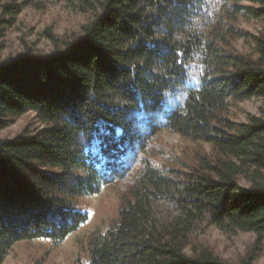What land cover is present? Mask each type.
<instances>
[{
	"label": "trees",
	"instance_id": "trees-1",
	"mask_svg": "<svg viewBox=\"0 0 264 264\" xmlns=\"http://www.w3.org/2000/svg\"><path fill=\"white\" fill-rule=\"evenodd\" d=\"M57 1L93 20L67 39L47 29L50 53L25 44L0 57V132L28 113L44 126L0 139V264L20 242L62 245L89 222L76 200L116 185L137 162L118 218L88 239L89 264H228L192 243L208 225L253 234L242 262L253 264L264 250V110L242 124L227 110L264 101V29L239 26L264 24V0ZM26 8L43 3L0 0V56ZM239 40L255 55L238 53ZM162 131L213 154L187 171L156 167L142 156Z\"/></svg>",
	"mask_w": 264,
	"mask_h": 264
},
{
	"label": "rangeland",
	"instance_id": "rangeland-1",
	"mask_svg": "<svg viewBox=\"0 0 264 264\" xmlns=\"http://www.w3.org/2000/svg\"><path fill=\"white\" fill-rule=\"evenodd\" d=\"M43 9L26 8L16 19L2 41L3 51L1 59L21 54L25 44L35 52L47 54L53 50L51 40L45 35L50 29L59 38H69L82 33V26L93 20L92 14H81L71 10L66 3L57 0H40ZM241 29L257 35L264 29L260 20L240 18ZM235 50L244 55H255L254 44L249 41L235 42ZM190 72L196 76L197 67L191 66ZM264 110V101L249 99L243 102L231 101L228 106V117L235 123H247L250 117L260 116ZM44 126L36 119L34 113H28L17 119L8 129L0 132V139L11 140L25 129L32 131ZM201 155H212L211 146L206 143H195L178 134L162 131L155 137L151 150L143 155L156 167L168 166L179 170H189L195 158ZM136 163L129 174L119 183L107 186L93 196L78 198L77 211L89 214V222L71 235L62 245L54 246L49 240L18 243L4 264H89L86 253L89 237L97 230L105 231L118 218L122 202V195L133 185L136 173L141 169ZM239 185L243 189L250 187V182L241 177ZM255 236L251 233L226 234L212 225L198 227L192 238L197 246L208 247L224 262L228 264H242L246 254L252 248ZM191 253V246L187 248ZM253 264H264V250Z\"/></svg>",
	"mask_w": 264,
	"mask_h": 264
},
{
	"label": "snow or ice",
	"instance_id": "snow-or-ice-1",
	"mask_svg": "<svg viewBox=\"0 0 264 264\" xmlns=\"http://www.w3.org/2000/svg\"><path fill=\"white\" fill-rule=\"evenodd\" d=\"M85 214L87 213V210H84Z\"/></svg>",
	"mask_w": 264,
	"mask_h": 264
}]
</instances>
